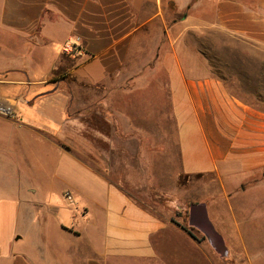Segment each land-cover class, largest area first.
Segmentation results:
<instances>
[{"label":"crops","instance_id":"crops-1","mask_svg":"<svg viewBox=\"0 0 264 264\" xmlns=\"http://www.w3.org/2000/svg\"><path fill=\"white\" fill-rule=\"evenodd\" d=\"M173 1L170 23L171 0H0V109L12 114H0V264H213L100 163L101 140L150 162L142 147L164 125L137 117L126 84L156 66L176 126L172 185L264 171V0Z\"/></svg>","mask_w":264,"mask_h":264},{"label":"rangeland","instance_id":"rangeland-1","mask_svg":"<svg viewBox=\"0 0 264 264\" xmlns=\"http://www.w3.org/2000/svg\"><path fill=\"white\" fill-rule=\"evenodd\" d=\"M168 9L171 13L170 23L182 18L173 0ZM215 40L221 39L216 36ZM64 57L74 61L73 57L76 56L64 55ZM146 68L139 74L138 82L124 84L127 89L139 92L140 109L136 114L137 117L141 119L146 114L149 119L164 125L163 129L150 131L155 137L153 138L155 145L142 147L150 162L135 160L132 150L134 145L127 144L126 140L124 142L116 140L115 149L110 143L101 140V144L105 145L110 156L108 155V158L102 155L104 159L100 160V163L105 166L108 176L113 181L121 183L141 202L152 204L159 209L158 211L169 214L175 224L181 226L200 243L203 242L213 256V264H264V171L255 177L243 173L222 177L224 185L216 176L193 177L187 181L180 179L177 187L172 185V178L170 179L169 175L176 169L177 157L173 153L171 162L169 153L175 146L176 126L168 102V87L162 72L156 71V66ZM39 73L46 74V66H42ZM70 77L71 74L65 73L61 78L54 79L58 80L62 85L61 88L65 90L71 80ZM115 84L114 86L120 85L119 82ZM71 87L72 84L69 88ZM128 100L130 101L131 98ZM143 107L147 112H142ZM128 116L135 117V114L130 113ZM97 132H91V135L98 137ZM104 132L109 137L113 134L112 130ZM162 148L166 150V155L163 157L165 160L160 159L162 157L157 158L160 155H157V152L162 151ZM176 188L178 192H175ZM193 203H206L210 220L223 236L228 248L226 258L220 257L212 249L201 232L189 227V207ZM176 243L177 241L172 242V250L176 248ZM189 249L190 247L187 251L191 250ZM203 264L210 263L204 261Z\"/></svg>","mask_w":264,"mask_h":264},{"label":"water","instance_id":"water-1","mask_svg":"<svg viewBox=\"0 0 264 264\" xmlns=\"http://www.w3.org/2000/svg\"><path fill=\"white\" fill-rule=\"evenodd\" d=\"M189 227L201 232L212 249L222 258L228 256L223 236L210 220L206 203H193L189 207Z\"/></svg>","mask_w":264,"mask_h":264},{"label":"built area","instance_id":"built-area-1","mask_svg":"<svg viewBox=\"0 0 264 264\" xmlns=\"http://www.w3.org/2000/svg\"><path fill=\"white\" fill-rule=\"evenodd\" d=\"M80 53V46L76 43H67L62 47V54L67 56H77V54ZM0 114L5 116H12L11 112L6 109H0ZM65 200L69 204L74 203V199L71 193L66 192L64 194Z\"/></svg>","mask_w":264,"mask_h":264},{"label":"trees","instance_id":"trees-1","mask_svg":"<svg viewBox=\"0 0 264 264\" xmlns=\"http://www.w3.org/2000/svg\"><path fill=\"white\" fill-rule=\"evenodd\" d=\"M181 227V226H180Z\"/></svg>","mask_w":264,"mask_h":264}]
</instances>
